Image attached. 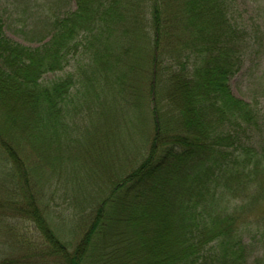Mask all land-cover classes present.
<instances>
[{
	"label": "trees",
	"instance_id": "16d2710c",
	"mask_svg": "<svg viewBox=\"0 0 264 264\" xmlns=\"http://www.w3.org/2000/svg\"><path fill=\"white\" fill-rule=\"evenodd\" d=\"M74 1L39 47L8 38L0 18V215L10 205L37 223L56 264H249V235L264 264L260 114L229 84L246 54L234 0ZM97 108L109 127L99 172L71 158L85 142L67 126ZM132 134L147 146L120 168ZM27 153L44 161L38 179ZM55 180L72 201L68 227L41 211Z\"/></svg>",
	"mask_w": 264,
	"mask_h": 264
},
{
	"label": "rangeland",
	"instance_id": "374dc122",
	"mask_svg": "<svg viewBox=\"0 0 264 264\" xmlns=\"http://www.w3.org/2000/svg\"><path fill=\"white\" fill-rule=\"evenodd\" d=\"M76 9L77 5L74 0H0V18L2 19L5 35L17 43L33 48L39 47L50 39L52 30L50 22L58 17L64 18ZM233 21L244 31L245 35L243 38L244 41L242 42V50L245 51L246 54L243 59L241 70L230 80V89L237 99L253 104L257 108L260 114L259 120L261 124L259 123L260 130L254 135V137H257L255 138L254 142H256V144L254 143V145L258 148H263L264 0H234ZM119 34H121L120 31ZM141 47L138 49H141ZM80 51L85 50L81 49ZM103 114H105L103 108H97L95 112L90 109H86L82 112L79 110L75 114H71L72 116L70 115L67 123V126L73 127L69 128V130L74 132V139L85 142L83 144L84 146H79L78 144L76 148L69 151L71 158L76 160V154H80V152L84 153L77 156V162L83 163L94 170L96 169L98 172V167L100 166L97 162L104 164L105 159L100 158V160L96 161L95 158H99L95 157L96 150L103 152L104 148L107 149V146H109L108 142L103 146L106 132L103 133L101 126L105 129L109 128L106 125H102V122H104ZM119 119L121 120V117ZM121 122L124 123L123 120H121ZM131 136L123 146H117V153H114V148L112 147L110 156L112 153L116 154L115 156L117 158L115 157L113 159L120 168H128L131 165L128 163L139 156V154H136L135 150L138 149L141 153L142 150H144L143 147L147 146L146 141L143 142L142 145L138 136L133 134ZM134 138L139 142L131 145V141ZM81 149H83V151ZM51 154H54L53 150ZM26 158L28 159L29 167H32V169L36 168V170L32 172L33 178L38 179L42 173L44 161L42 162L35 159L32 155H29V153L26 154ZM2 159H4V157ZM66 168L62 171L65 172ZM100 176L103 175L101 174ZM0 179L4 182L9 180L8 175L5 176V169L3 166H0ZM101 179H103V177ZM54 182V189L57 191L58 196L55 195L56 198L54 200L47 198L50 209H47L48 207L42 209L41 207V211L42 213L52 214L54 218L59 216L57 220L58 223L60 225L64 224L63 226L67 224L68 227L72 225V201L66 198L64 188L58 184V181L55 180ZM87 186L91 185L87 183ZM103 186L104 185H102V188ZM95 189L96 187H94V190ZM42 201L45 202L43 199ZM29 208L30 209L24 213H30V210L31 213H33V209H31V207ZM251 211H257V207H253ZM251 211L249 213H251ZM3 213L5 214L0 215L1 257L6 255V257H8L6 259L11 258L16 264L57 263L53 257L49 256V258L47 254H44L46 252L44 249L46 245L44 244L45 241L42 238V232L38 229L37 223L34 224L32 221L28 220L26 218L27 216L24 214L16 213L10 205L7 210H3ZM37 214L38 213H36V215ZM255 217L256 216L252 214L250 221L254 222ZM78 218L76 221L79 223L80 219ZM67 232H60V234L67 238L69 237V232ZM79 235L80 234L77 233L76 237L70 236L72 243L79 240ZM250 236L251 235L247 236L245 241L252 244L253 253L250 257L249 264H254L258 256H261L262 249L259 246L260 244L258 245L255 240H250ZM42 243L44 244L43 247ZM47 260H50L51 263L45 262Z\"/></svg>",
	"mask_w": 264,
	"mask_h": 264
}]
</instances>
